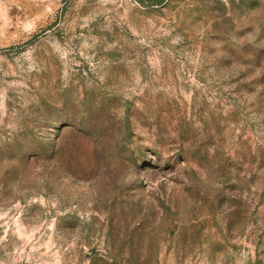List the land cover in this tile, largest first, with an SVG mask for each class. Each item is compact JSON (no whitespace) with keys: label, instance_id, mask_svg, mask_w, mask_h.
I'll return each mask as SVG.
<instances>
[{"label":"rangeland","instance_id":"1","mask_svg":"<svg viewBox=\"0 0 264 264\" xmlns=\"http://www.w3.org/2000/svg\"><path fill=\"white\" fill-rule=\"evenodd\" d=\"M0 264H264V0H0Z\"/></svg>","mask_w":264,"mask_h":264}]
</instances>
